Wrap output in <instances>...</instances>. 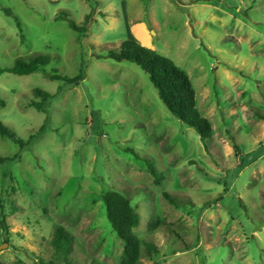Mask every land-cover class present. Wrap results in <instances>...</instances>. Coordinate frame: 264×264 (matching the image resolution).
Segmentation results:
<instances>
[{"label":"rangeland","instance_id":"obj_1","mask_svg":"<svg viewBox=\"0 0 264 264\" xmlns=\"http://www.w3.org/2000/svg\"><path fill=\"white\" fill-rule=\"evenodd\" d=\"M89 14L83 44L55 20ZM131 37L189 75L213 124L207 147L140 67L107 57ZM39 56L51 60L46 74L0 77V120L24 141L45 124L34 91L56 95L30 146L0 137V157L19 155L0 165V264H65L52 247L58 226L74 237L71 264H121L102 199L111 189L158 251L143 245L140 264H264V0H0V67ZM82 67L80 85L49 78ZM127 149L164 173L161 185Z\"/></svg>","mask_w":264,"mask_h":264},{"label":"trees","instance_id":"obj_2","mask_svg":"<svg viewBox=\"0 0 264 264\" xmlns=\"http://www.w3.org/2000/svg\"><path fill=\"white\" fill-rule=\"evenodd\" d=\"M6 12L11 14L9 11ZM55 20L57 22H66L78 34L79 42L81 44L84 43V39L89 32L91 14L87 15L84 22L80 25L65 15H59ZM16 25L21 38L24 39L22 27L18 20H16ZM107 57L117 62L126 61L140 67L149 76L151 83L157 89L159 98L167 110L183 124L193 128L199 134L204 145L208 146L207 144L214 136L213 124L199 111L196 89L185 71L179 68L168 57L143 46L132 37L121 44L119 51L110 50ZM50 63V58L45 56H39L30 61L18 60L12 67H0V77L4 74L16 76H30L37 72L46 74V68ZM85 76V68L82 67L79 74L74 78L63 77L56 70L49 75V78L71 85H80L85 80ZM34 96L36 100H33L30 106L44 113L46 118L45 124L29 141L16 137L0 120V137L13 141L20 147L21 151L30 146L34 139L45 131L50 120L49 105L56 97V95L40 89L34 91ZM5 106L6 103L0 96V107L5 108ZM236 149L238 150L237 147ZM126 152L131 154L136 161L144 163L147 172L153 177L155 185H161L165 175L155 167L149 158L142 157L133 149H127ZM17 159H19L18 154L13 158L0 157V165ZM164 197L171 205L178 207L177 202L169 193H165ZM102 199L106 217L111 228L123 244L121 264H140L143 245L150 253L158 252L153 243L143 242L135 234L134 230L140 225V217L128 197L117 190L111 189L103 194ZM3 209L4 207L0 204V225L2 230L8 234V225ZM73 245L74 237L70 232L63 226L56 227L52 238V247L58 256L64 258L65 264H71L69 257L73 252ZM50 264H54V262Z\"/></svg>","mask_w":264,"mask_h":264}]
</instances>
